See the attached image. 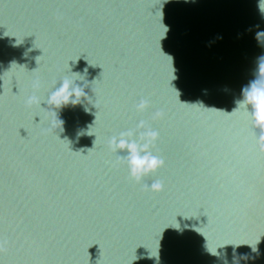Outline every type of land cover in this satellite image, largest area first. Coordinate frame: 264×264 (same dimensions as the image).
<instances>
[{"label": "water", "instance_id": "95a60500", "mask_svg": "<svg viewBox=\"0 0 264 264\" xmlns=\"http://www.w3.org/2000/svg\"><path fill=\"white\" fill-rule=\"evenodd\" d=\"M259 31V0H0V264H264ZM65 78L92 112L28 103ZM141 118L162 192L110 146Z\"/></svg>", "mask_w": 264, "mask_h": 264}, {"label": "clouds", "instance_id": "9594fccd", "mask_svg": "<svg viewBox=\"0 0 264 264\" xmlns=\"http://www.w3.org/2000/svg\"><path fill=\"white\" fill-rule=\"evenodd\" d=\"M259 8L261 13L264 14V0H259ZM256 37L264 44V40L261 39L264 38V31L257 32ZM257 59L260 67L264 66V54ZM86 71L87 68L85 69ZM86 99L89 100L91 105L86 108V111L92 112V108H96L93 100L88 97L87 93L79 85H75L72 80L65 78L59 86L54 88L45 101L41 102L39 97L31 96L28 98V103H35L41 106L42 104H47L48 107L51 106L53 113H56L57 110L60 111L69 105L81 104ZM235 103L237 107L232 112L245 108L251 115L255 128L259 130L257 139L264 143V77L259 76L245 86L243 88V99H238ZM152 107L150 98L146 96H142L134 105L136 113L141 115L148 113ZM163 117L164 112L161 109L151 112L152 119H162ZM91 127L92 125H89V129ZM159 139V131L155 130L148 120L141 118L133 128L120 132L118 136H113L110 140V146L113 151L117 152L118 159L126 161L130 177L137 183H143L146 189L153 192H162L165 188L162 180H152L150 184L145 182L146 178L155 176L161 169L166 167L165 159L152 151ZM95 143L96 140L94 141V147ZM2 244L3 242L0 241V246Z\"/></svg>", "mask_w": 264, "mask_h": 264}]
</instances>
